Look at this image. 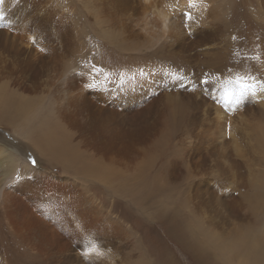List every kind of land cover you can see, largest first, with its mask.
<instances>
[{"label": "bare ground", "instance_id": "6f19581e", "mask_svg": "<svg viewBox=\"0 0 264 264\" xmlns=\"http://www.w3.org/2000/svg\"><path fill=\"white\" fill-rule=\"evenodd\" d=\"M211 1L213 3L209 7L200 8L196 2L191 4L190 1L179 0L181 3L178 2L177 10H193V22L199 26L198 28L192 24L195 26L194 30H187L185 33L180 28L178 14L173 15L163 8L159 9L158 4L165 0H87L89 3H102L101 6L106 2L111 5L105 14L110 30L103 32L105 37L117 41L122 47L130 40L128 45L141 42L157 53L191 52L189 58L193 65L190 71L178 75H171L167 71H142L145 73L132 75L131 72L105 78L94 70L78 66L74 58L61 52L62 58L55 68L57 82L43 81L41 87L32 85L30 88L36 92L35 96L21 94L13 98L0 86V122L12 130L16 129L22 137L33 140L39 162L58 166L64 174L71 173L82 183L95 181L106 188L109 194L120 195L128 201L134 197L135 181L140 182V189L149 188L154 183L162 184L158 181L164 180L162 174L150 178L154 159L164 155L170 144V134L189 126L194 140L188 149L180 150V155L174 154L176 159L171 161L170 176H177V172H183L184 168L191 174L193 165L202 168L205 163H212L235 184L236 189L248 194L247 205H242L236 196L222 204L221 222L229 219L238 220L241 224L254 222L244 212L247 207L255 213V205L250 202L264 193V110L260 103L256 104L258 101L248 90L251 88L219 79L226 67L224 53L228 55L226 48L215 49L216 32L222 23L220 11L224 3L218 5L216 0ZM261 1L264 3V0ZM132 4L135 5L133 9ZM98 9L92 11L93 19L102 24L103 13ZM204 19H211L213 22L205 26ZM61 31L63 30L55 28L54 33L57 35ZM110 33L117 35L114 37L119 40L112 38ZM52 34L51 37L54 35ZM25 40L29 46L20 48L19 52L26 57L38 56L34 68L54 63L52 52H45L44 49L42 53L36 51V47L40 45L36 39L30 36ZM17 41L22 42L23 39ZM195 46L202 47L201 51H195ZM79 52L76 49V53ZM210 52H213V57L206 64L200 56ZM65 64L67 72L63 75ZM76 67L81 71H74ZM191 76L208 77L210 82L204 87L191 81L181 85L182 81ZM257 76V83H264V69ZM200 90L212 96L208 100H202V97H197ZM105 91L109 92L111 98L107 94L103 95L106 100L100 97ZM119 91L126 94L120 95ZM134 91L140 92L138 96L132 95ZM251 97L252 102L248 100ZM136 98V103L120 104V100L136 101ZM218 100L239 101L249 112L237 130L238 135H243L239 142L232 138L217 142L223 132L221 118L216 113ZM43 102L49 106L46 111L48 116L39 114ZM208 102L212 103V115H206L201 110L202 105ZM30 121L35 123L33 138H30V133L18 130V126ZM151 143L156 145L151 151L144 152L141 156L132 153L134 146ZM30 149L33 150L31 146ZM19 154L21 156L8 145L0 144V177L3 184L13 192L10 196L0 190V197L5 204L9 197L16 199L19 204L18 210L7 211L6 218L12 227L16 222L21 228H24V224H32L33 227L28 228L32 234L29 244L38 251L49 253L51 260L54 239L60 234L57 225L64 222L59 218L56 225L46 211L51 215L61 216L66 213V209L48 205L49 201L46 199L56 191L54 184L45 181L46 178L41 175H34L36 171L27 165L29 158L23 153ZM194 156L197 157L195 161L192 160ZM173 172L176 174L173 175ZM28 173H31V177H26ZM21 179L26 180L28 190H36L32 197L28 196L27 191L16 193L12 189ZM203 184L204 181L196 185ZM210 206L217 207L219 204L210 202ZM68 215L69 226L73 228L71 232L77 240L70 250L72 252L79 251L78 253L88 256L93 250L94 238L102 237L107 240L114 236L110 216L106 219L101 216L93 218L92 212L87 213L75 206ZM246 228L247 226H233L232 230L224 231L221 235V239L225 241L221 244L220 251L223 249L221 252L230 264H250L253 259L250 237L241 231ZM260 229L256 226L255 230ZM60 242L63 246L64 240ZM251 243L260 245L264 251V245L257 236L252 238ZM239 256H242L243 262L237 261ZM61 257L65 261L74 260L73 264H87L83 261L85 259L80 260L77 255L73 258L64 254ZM59 262L62 263L61 259Z\"/></svg>", "mask_w": 264, "mask_h": 264}, {"label": "rangeland", "instance_id": "374dc122", "mask_svg": "<svg viewBox=\"0 0 264 264\" xmlns=\"http://www.w3.org/2000/svg\"><path fill=\"white\" fill-rule=\"evenodd\" d=\"M186 1H190L191 4L196 2L200 8L209 7L213 3L211 0ZM216 1L218 5L224 4L220 11L222 23L219 24L220 27L216 32L215 49L226 48L228 51L227 56L224 53L226 67L219 79L251 88L248 90L258 101L256 104L260 103L264 110V83L260 85L257 83L259 78L257 75H260L264 69V3L261 0ZM107 2L101 6L102 3H89L87 0H0L1 88L13 98L21 94L35 96L36 92L30 88L32 85L41 87L43 81L57 82L55 68L58 60L62 58L61 52L74 58L78 66L94 70L105 78L118 77L131 72L132 75L145 73L142 71H167L171 75L190 71L193 65V61L189 58L191 52L157 53L151 47L143 46L141 42L128 45L130 40H127L122 47L117 41L105 37L103 32L110 31L105 14L110 10L111 5ZM178 2L179 0H165L158 6L168 13L178 14L180 28H183L185 33L187 30L193 31L194 27L198 26L193 22L194 18L191 15L194 11L190 12L186 8L177 10ZM184 4L188 5L186 2ZM134 7L135 5L132 4L131 9ZM98 8L103 13L102 24H98L93 19L92 11L99 10ZM211 22H213L211 19H204L205 26ZM55 28L63 31L56 35ZM39 35L42 39L38 37ZM110 35L118 39L114 37L117 35L111 33ZM30 36L40 44L36 47L37 52L42 53L44 50L52 52L54 63L34 68L38 56L26 57L19 52L20 48L29 46L25 38ZM20 38L23 39L22 42L17 41ZM195 47V51L202 49ZM76 49L80 50L79 54L76 53ZM212 53L206 55L202 53L200 59L207 64L213 57ZM73 70L81 71L79 67ZM66 72L65 64L62 74ZM196 77L185 79L181 85L191 81L204 87L210 82L208 77ZM138 93L140 92L134 91L132 95L138 96ZM104 94L110 97L107 91L102 92L100 97L105 99ZM123 94L126 92H120V95ZM211 96L210 93L206 94L202 90L197 94L202 100H208ZM253 98L248 100L252 102ZM136 102L137 98L136 101L120 100L121 105ZM210 102L204 103L201 107L206 115L214 113L211 105L213 102ZM217 106L216 113L221 118L223 130L217 142L227 138L239 142V138L243 135H238L237 130L249 112L239 101L218 100ZM48 109L49 106L43 102L39 114L48 116L46 113ZM8 115L11 118L9 113ZM34 128L33 121L18 126L20 132L30 133V138L35 135ZM193 138L189 126H184L183 130L170 134L168 148L162 157L154 159L150 171V178L163 175L164 180H158L162 184L154 183L149 188L140 189V182L135 181L134 197L128 201L120 195L109 194L106 188L95 181L82 183L73 174H64L58 166L39 162L33 140L22 137L16 129L12 130L5 123L0 122V144L8 145L18 156L19 153H23L27 159L29 158L27 165L38 172H34V175H41L42 178H46L45 181L54 184L53 188L56 191L46 199L49 201L48 205L50 207L57 205L61 209H66V213L61 216L51 215L46 211L56 225L59 218L64 222L57 225L60 234L54 239L53 255L50 260L49 253L38 251L29 244L32 234L28 228H32V224H24V228H21L16 222L12 227L6 218L7 211L19 209L16 199L9 197L5 204L0 197V264H73L74 260L62 259L61 255L64 254L73 258L77 255L80 260L85 259L83 261L87 264L91 262L104 264L105 261H113V264H230L221 252L223 249L220 251V246L225 241L221 239L222 233L232 230L233 226H247L241 231L250 237V247L253 251L250 264H264V251L261 246L251 243L252 238L257 236L264 245V193L250 202L251 205H255V213L247 207L244 212L254 222L241 224L234 219L221 222L222 204L236 196L241 204L247 205L248 194L236 189L235 184L210 162L205 163L202 168L193 165L194 171L191 169V174H188L184 168L183 172L178 171L177 174L173 172V175L177 176H170L171 161L176 159L174 154L180 155L184 149H188ZM155 147L154 143L144 146L138 144L134 146L132 153L141 156ZM196 159V156L192 158L193 161ZM26 177H31V173ZM203 181L205 184L202 186L196 185ZM12 189L16 193L27 191L29 197H32L36 191L28 190L27 182L23 179L19 180ZM0 190L10 196L13 193L3 184L1 177ZM210 202L219 206L212 207ZM73 206L87 213L92 212L93 218L101 216L106 219L110 216L113 220L114 236L108 237L107 240L95 236L97 238L92 240L96 239L93 250L88 256L78 253L79 251H70L77 243L76 236L71 232L73 228L69 226L68 213L73 211ZM256 226L261 228V232L255 230ZM61 240H64L63 246ZM237 261L243 262L242 256H239Z\"/></svg>", "mask_w": 264, "mask_h": 264}, {"label": "snow or ice", "instance_id": "6c2138e0", "mask_svg": "<svg viewBox=\"0 0 264 264\" xmlns=\"http://www.w3.org/2000/svg\"><path fill=\"white\" fill-rule=\"evenodd\" d=\"M33 163H35V161H33Z\"/></svg>", "mask_w": 264, "mask_h": 264}]
</instances>
